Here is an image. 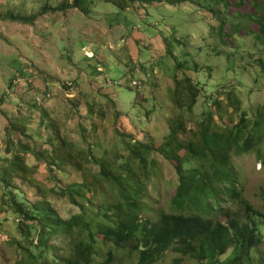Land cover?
<instances>
[{
	"label": "rangeland",
	"instance_id": "374dc122",
	"mask_svg": "<svg viewBox=\"0 0 264 264\" xmlns=\"http://www.w3.org/2000/svg\"><path fill=\"white\" fill-rule=\"evenodd\" d=\"M145 1H129L128 8L120 11L108 0H86L82 9L65 6L74 0H0V176L9 164L4 159L17 155L26 172L14 176L9 191L20 193L26 204L48 202L58 216L69 219L82 210L63 190L83 181L104 183L93 158L86 157L89 147L108 169L122 174L133 171L142 179L148 207L143 217L156 222L163 212H179L172 203L178 189L174 165L185 151L166 146L171 151L166 157L158 150L164 146L169 126L182 118L187 130L179 137L185 142L209 112L221 116L217 120L220 132L245 116L246 136L256 137L254 148L231 153L233 183L220 184L215 211L202 216L226 223L227 212L239 210L227 192L233 187L242 190L253 208L264 212V126H255L264 108V72L258 62L264 61V41L257 37L258 24L251 20L254 0H229L225 12L231 18L222 34L219 23L213 21L219 6L212 1L177 6ZM207 3L213 14L204 8ZM57 6L65 12L47 11L33 25L2 20L11 15L32 17ZM146 10L152 18H140ZM221 18H226L224 11ZM185 78L200 89L191 112L180 111L175 103V82ZM134 82L141 88L129 89ZM229 93L233 96L228 97ZM37 98H44L43 103L37 104ZM179 103L188 101L182 97ZM63 138L66 145L60 144ZM127 143L152 148L143 151V168L130 159ZM45 150L56 159L72 153L73 161L82 160L92 176L72 167L71 161L49 167V160L38 157ZM102 191L91 199L95 206L118 200L111 188ZM11 206L0 194V264H20L22 252L19 245L9 243L12 239L25 246L20 232L23 222L12 214ZM99 220L93 226L98 249L95 264L103 262L108 252L116 255L113 264H136L135 244L116 246L101 232L109 223ZM51 240L62 245L60 255L65 259V238ZM175 258H181L179 264H203L171 251L156 264H174Z\"/></svg>",
	"mask_w": 264,
	"mask_h": 264
},
{
	"label": "trees",
	"instance_id": "16d2710c",
	"mask_svg": "<svg viewBox=\"0 0 264 264\" xmlns=\"http://www.w3.org/2000/svg\"><path fill=\"white\" fill-rule=\"evenodd\" d=\"M85 1L74 0L73 4L65 6L82 9L81 4ZM129 1L132 4L136 2V0H108L115 9L120 11H125L128 8ZM207 1H212L215 6H219L220 11L215 13L213 21L219 23L216 26L222 34L224 24L231 18L225 12L229 8V0H146L145 2L177 6L188 2L202 4ZM253 6L254 13L251 20L258 24L257 37L264 41V0L262 2L254 0ZM204 8L212 13L208 9V3ZM63 10H65L64 7L57 6L56 9L42 10L40 13L43 14H36L32 17L11 15L10 17L5 16L6 19L2 20L10 22L8 20L10 19L22 25H33L36 22V17H41L47 11H52L51 13L65 12ZM221 11H224L225 20L221 18ZM146 16L151 17L147 10L140 18ZM170 56L173 55L170 53ZM258 62L264 72V61L259 59ZM180 68L181 64H178L176 69ZM13 82L15 83V81ZM112 84L111 82L110 85ZM128 87L129 89H140L141 85L139 84L138 87L129 85ZM71 88L72 86L69 91ZM174 95L179 110L187 109L191 112L200 96V89L185 78L183 81L175 82ZM227 96L231 97L233 93H229ZM182 97L188 101L185 105L179 103ZM43 100L44 98H40V102L35 101L37 104H42ZM263 110L264 108L258 112V120L255 123L257 128L264 126ZM218 119H221L219 114L215 115L209 112L207 118L198 125V130H191V137L185 142L179 137L180 132L186 133L185 121L180 118L176 124L169 126L170 132L164 146L160 145L158 150L163 152L166 157L171 152L165 149L166 146L176 145L177 148L185 151V154L180 156L174 165L178 176V189L172 198V203L179 212H163L156 222L143 217L148 207L143 199V189L140 185L142 179L133 174V171L130 174H122L118 171L116 173L115 169H108L104 160L91 154L92 151L89 147L86 157L93 158L94 169L101 172L100 179L104 183L83 181L63 190L69 200L82 210L81 213L73 215L69 219L58 216L48 202L26 204V200L21 198L20 193L9 191L8 188L14 176L23 175L26 171L22 167V160L17 155L12 160L4 159L9 164L5 162L7 164L3 167V175L0 176V182L4 183L0 187V194L5 200H10V204L13 205L11 206L12 214L18 216L23 222L20 225V232L24 236L25 246L18 239H12L9 242L20 246L22 256L19 263L95 264L98 249L93 226L100 222L99 219H103L109 223V225H104L101 230L105 234V238L110 239L120 248L135 244L134 251L138 253L136 264H156L167 251L180 254L181 257L189 256L203 264H264V212L253 208L243 198L242 190H238L236 187L227 190L229 197L236 200L239 210L227 212L226 223L202 216L204 212L215 211L213 203L221 191L220 184L233 183L235 171L231 164V153L235 151L236 154H242L252 150L256 138L255 136H246L245 116L241 118L240 122L224 132L219 131ZM52 141L50 140L51 143ZM60 142V144L66 145L68 141L63 138ZM126 145L130 159L137 160L139 167L143 168L146 163L143 151L146 148L150 150L152 148L142 143L135 146H132L131 143ZM54 148L53 146L52 149L54 150ZM61 149L64 148L61 147ZM38 157L49 160V167L55 166L58 161L61 165H68L71 161L72 167L81 172L85 171L87 175L92 176L93 174L90 168L84 167L82 160L75 159L73 161L72 153L69 152L56 159L53 153L45 150ZM103 188H111L112 194L115 193L118 200L115 203L95 206L91 199L96 194H103ZM101 225L102 223L99 228ZM34 232H36L35 235ZM54 236L65 238L67 242L65 244V259H62L60 255L62 245L52 243L51 239ZM33 249L38 253L35 254ZM222 256H224L223 259H221ZM115 259L116 255L108 252L107 258L96 264H113ZM180 261L181 258H175L174 264H179Z\"/></svg>",
	"mask_w": 264,
	"mask_h": 264
},
{
	"label": "built area",
	"instance_id": "2783aa9c",
	"mask_svg": "<svg viewBox=\"0 0 264 264\" xmlns=\"http://www.w3.org/2000/svg\"><path fill=\"white\" fill-rule=\"evenodd\" d=\"M108 82H110V81H108ZM116 84V83H115ZM69 85H72V84H69ZM132 87H138V83H132V85H131ZM37 101L38 102H40V98H37Z\"/></svg>",
	"mask_w": 264,
	"mask_h": 264
},
{
	"label": "clouds",
	"instance_id": "9594fccd",
	"mask_svg": "<svg viewBox=\"0 0 264 264\" xmlns=\"http://www.w3.org/2000/svg\"><path fill=\"white\" fill-rule=\"evenodd\" d=\"M115 84V83H114ZM132 85V83L130 84V86Z\"/></svg>",
	"mask_w": 264,
	"mask_h": 264
}]
</instances>
